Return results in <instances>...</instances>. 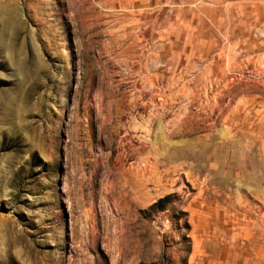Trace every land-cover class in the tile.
I'll list each match as a JSON object with an SVG mask.
<instances>
[{
	"label": "rangeland",
	"instance_id": "obj_1",
	"mask_svg": "<svg viewBox=\"0 0 264 264\" xmlns=\"http://www.w3.org/2000/svg\"><path fill=\"white\" fill-rule=\"evenodd\" d=\"M264 0H0V264H264Z\"/></svg>",
	"mask_w": 264,
	"mask_h": 264
},
{
	"label": "built area",
	"instance_id": "obj_2",
	"mask_svg": "<svg viewBox=\"0 0 264 264\" xmlns=\"http://www.w3.org/2000/svg\"><path fill=\"white\" fill-rule=\"evenodd\" d=\"M240 79H245L247 81H250V82H254V81H261L262 79H264V75L263 74H259L255 71H247L246 73L244 74H238V73H234L232 75L231 78H229V82H235V81H238Z\"/></svg>",
	"mask_w": 264,
	"mask_h": 264
}]
</instances>
